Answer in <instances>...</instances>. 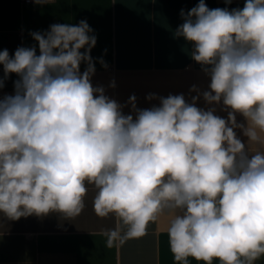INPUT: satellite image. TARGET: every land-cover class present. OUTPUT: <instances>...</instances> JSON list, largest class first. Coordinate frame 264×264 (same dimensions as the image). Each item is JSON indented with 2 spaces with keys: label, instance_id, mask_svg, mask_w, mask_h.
Instances as JSON below:
<instances>
[{
  "label": "clouds",
  "instance_id": "9594fccd",
  "mask_svg": "<svg viewBox=\"0 0 264 264\" xmlns=\"http://www.w3.org/2000/svg\"><path fill=\"white\" fill-rule=\"evenodd\" d=\"M180 15L175 35L210 77L191 103L149 94L159 106L141 109L135 95L121 105L94 87L97 37L86 20L31 33L39 54L36 46L0 51V89L18 77L14 93L0 97V216L72 220L91 185L97 215L117 221L110 243L122 227L127 237L145 234L167 212L177 260L253 264L264 256V0L231 10L199 0ZM201 95L230 109L227 119L197 107Z\"/></svg>",
  "mask_w": 264,
  "mask_h": 264
},
{
  "label": "crops",
  "instance_id": "0c3cea01",
  "mask_svg": "<svg viewBox=\"0 0 264 264\" xmlns=\"http://www.w3.org/2000/svg\"><path fill=\"white\" fill-rule=\"evenodd\" d=\"M210 8H243L245 1L204 0ZM199 0H0V51L14 54L18 47H37L33 32H45L53 24H78L86 20L97 37L91 56L95 63L94 87L102 86L105 95L121 105L135 95L137 107L159 106L157 97L183 94L188 103L198 92L209 90L210 77L191 58V45L175 30L183 23L181 10L187 12ZM103 58L107 68L102 67ZM86 65L81 64V72ZM2 75V66H0ZM11 74L0 89V97L14 93ZM114 82L115 87L110 85ZM195 86L198 91H191ZM202 109L215 108V115L227 119L222 103L207 104L202 95L196 102ZM130 113V106L123 108ZM236 120L245 124L243 116ZM236 133L247 144L240 129ZM249 147H261L251 144ZM84 208L67 220L50 213L31 215L19 220L0 216V264H204L192 257L177 260L171 251L167 229L170 215L165 212L150 223L138 237L121 235L109 242V232L116 226L113 215H97L93 198L95 190L88 185ZM212 264H220L213 260ZM253 264H264L261 256Z\"/></svg>",
  "mask_w": 264,
  "mask_h": 264
},
{
  "label": "built area",
  "instance_id": "2783aa9c",
  "mask_svg": "<svg viewBox=\"0 0 264 264\" xmlns=\"http://www.w3.org/2000/svg\"><path fill=\"white\" fill-rule=\"evenodd\" d=\"M243 1H245V0H243Z\"/></svg>",
  "mask_w": 264,
  "mask_h": 264
}]
</instances>
